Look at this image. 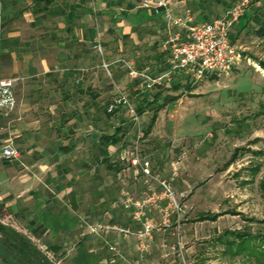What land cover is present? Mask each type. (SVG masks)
I'll return each instance as SVG.
<instances>
[{"label":"rangeland","instance_id":"rangeland-1","mask_svg":"<svg viewBox=\"0 0 264 264\" xmlns=\"http://www.w3.org/2000/svg\"><path fill=\"white\" fill-rule=\"evenodd\" d=\"M21 1V6L28 9L34 4V0ZM141 1L84 0V4L89 22L99 31L102 25L104 40L113 43L118 37L114 21L133 24L132 14L145 11L139 8ZM174 1H183V7L190 9L198 22L215 19L230 6L229 0ZM1 3L0 0V7ZM1 17L0 14V22ZM263 24L264 3L250 5L230 34L237 61L228 72L214 76L215 79L207 77L192 84L174 78L168 85L143 91V80L132 81L124 64L117 61L124 59L138 71L150 64L148 74L158 77L156 66L148 63V58L140 66L134 59L118 53L110 58L109 73L102 68L108 88L105 106L114 95L115 87L122 89L137 108L142 98L151 103L155 95L161 96L158 107L150 104L140 114L144 133L152 124L141 144L142 156L150 162L153 176L167 180L176 172L171 189L179 208L168 207L165 219L163 210L168 206L167 198L156 181L151 180V187L163 199L149 202L151 208L147 215L154 227L150 234L145 235L142 226L132 222L127 213L110 209L118 199L121 182L119 174L109 171L106 165L108 161L123 165L120 151L118 154L111 149L109 160H104L100 168L99 180L91 182L92 189L97 190V204L88 207L89 214L69 234L57 239L50 233L32 237L25 230L23 219L13 215L18 207H6L0 202L4 205L1 224L25 237L35 249L34 255L24 256L4 245L0 238V255L11 264H76L78 253L83 249L88 264H254L235 255V248L229 249L227 241L235 240L229 235L231 232L264 235V37L258 35ZM162 33L161 44L166 37L165 30ZM141 34L147 36L144 30ZM16 119V112L9 117L0 116V133L4 127L14 126ZM113 119L123 124L126 133L120 148L129 150L133 141L131 122L124 112L114 114ZM105 129L112 134L113 128ZM255 168L257 171L253 172ZM26 173L32 178L31 184L42 187L39 198L51 194V186L43 185L44 174ZM126 176L125 183L135 200L150 198L143 178L133 182ZM97 195L91 198L94 200ZM26 211V221L34 218L32 211ZM230 211L239 216L226 214ZM199 214L220 216L214 222H199ZM250 219L254 222H249ZM61 224L66 229L73 226L69 218ZM120 230L129 233L123 234ZM54 243L60 245L56 253L49 249Z\"/></svg>","mask_w":264,"mask_h":264},{"label":"crops","instance_id":"crops-1","mask_svg":"<svg viewBox=\"0 0 264 264\" xmlns=\"http://www.w3.org/2000/svg\"><path fill=\"white\" fill-rule=\"evenodd\" d=\"M1 2L0 74L22 80L15 86V125L0 133V144L10 136H20L14 141L20 158L0 162V202L18 207L13 215L23 219L32 237L50 233L57 239L71 233L89 214L88 207L97 204V190L91 182L99 180L106 160L101 138L121 130L120 143L107 149L109 158L111 149L119 154L126 135L123 124L106 113L108 88L101 59L92 46L100 36L109 63L118 53L138 65L148 58L159 76L167 67L168 55L159 37L164 22L147 11H136L133 24L114 21L118 37L110 43L103 38L104 27L99 26V31L89 22L84 0H34L31 9L22 7L21 0ZM173 4L176 10L183 7V1ZM108 127L113 128L112 134L105 132ZM28 171L44 174L43 185L51 186V194L39 198L42 187L31 184ZM26 210L34 214L29 221L24 218ZM65 218L73 224L69 229L61 224ZM59 247L49 245L53 253Z\"/></svg>","mask_w":264,"mask_h":264},{"label":"built area","instance_id":"built-area-1","mask_svg":"<svg viewBox=\"0 0 264 264\" xmlns=\"http://www.w3.org/2000/svg\"><path fill=\"white\" fill-rule=\"evenodd\" d=\"M229 2L230 6L221 16L209 22H198L190 9L183 7L181 10H176L173 0H142L139 8L164 22L166 37L163 41V49L168 55L166 70L158 77H151L148 74V67L138 71L124 59H119L117 62L124 64L132 81L143 80L141 85L143 91H150L163 84L168 85L174 78L196 84L207 77L220 76L228 72L238 58L230 41L231 31L245 16L250 5L262 4L264 0H229ZM92 50L100 57L102 68L109 73L112 63H107L105 60L100 36L92 46ZM21 80L3 77L0 74V116L9 117L15 112L17 107L15 86ZM120 112H124L131 122L133 141L129 150L121 148L120 161L124 165L122 175L120 173L118 176L121 185L118 199L112 203L110 209H120L127 213L131 221L141 225L145 235H148L154 228L147 215V211L151 208L149 202L152 200L155 203L163 199L151 187V180L156 181L158 188L167 198L168 206L163 210L166 219L168 207L173 205L176 209L179 208L171 189L177 174L174 171L167 180L152 175L150 162L142 156L141 144L145 133L141 115L128 95L122 89L115 87L114 95L106 106V113L114 115ZM19 137V135L10 136L0 144V162L20 158L14 145V141ZM126 175H129V180L133 182H138L139 177L143 178L147 196L150 198L135 200L128 189V184L125 183ZM113 230L118 229L113 227ZM119 232L129 233L123 230Z\"/></svg>","mask_w":264,"mask_h":264},{"label":"trees","instance_id":"trees-1","mask_svg":"<svg viewBox=\"0 0 264 264\" xmlns=\"http://www.w3.org/2000/svg\"><path fill=\"white\" fill-rule=\"evenodd\" d=\"M258 35L264 37V24L263 26H261L260 30L258 31ZM215 78L216 77H211L210 79H215ZM160 98L161 96L159 94L155 95L151 103H149L145 98H142V100L138 102L139 107L137 109L139 114H142L150 104H153L158 107L157 104ZM107 115L111 116L110 114ZM154 120L155 119L152 118L151 120L152 123ZM151 126L152 124L146 130L145 136H148L149 131L151 130ZM121 134H122L121 130H118L114 132L112 135H104L101 138L106 160H109L107 156V149L109 148V146H117L120 143ZM106 168L109 171H113L115 175L123 170V167L121 165L118 164L112 165L109 163V161L107 162ZM255 171H257V168L253 169V172ZM3 210H4V205L0 204V214ZM226 214H230L232 216L235 215L239 216L238 213L232 211ZM219 216L220 215L217 214L214 215L199 214L198 221L214 222L217 220ZM249 222H254V220L250 219ZM229 235L235 238L233 242L227 241V245L229 249L232 247L235 248V253H234L235 255H241L244 260H249L251 263L254 264H264V235H262V233L245 231V232H235V233L231 232L229 233ZM0 238L3 239L4 245L12 248L13 250L16 251L18 250L20 254L24 256L34 255L35 249L31 248L30 241H28L25 237H23L19 233H16L15 231L9 229L8 227L3 226L1 222H0ZM82 252L83 250L79 251L76 264H86L82 261V259L87 260Z\"/></svg>","mask_w":264,"mask_h":264},{"label":"water","instance_id":"water-1","mask_svg":"<svg viewBox=\"0 0 264 264\" xmlns=\"http://www.w3.org/2000/svg\"><path fill=\"white\" fill-rule=\"evenodd\" d=\"M0 264H11L8 260H6L2 255H0Z\"/></svg>","mask_w":264,"mask_h":264}]
</instances>
